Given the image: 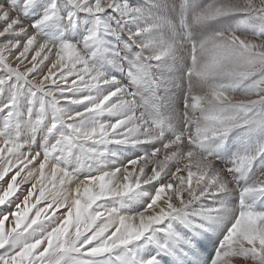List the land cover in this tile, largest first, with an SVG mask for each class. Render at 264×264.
I'll return each instance as SVG.
<instances>
[{"label":"snow or ice","instance_id":"snow-or-ice-1","mask_svg":"<svg viewBox=\"0 0 264 264\" xmlns=\"http://www.w3.org/2000/svg\"><path fill=\"white\" fill-rule=\"evenodd\" d=\"M40 4L41 0H0V96L8 93L6 102L0 105V206L16 200L15 210L0 218V249L33 230L32 226L42 217L51 226L15 252L0 256V264H112L113 254L140 241L153 226L170 217L188 228H201L198 219L214 211L201 202L209 195L228 191L229 186L212 162L194 149L210 138L227 136L235 128L264 124V39L233 32L218 34L199 44L188 35L171 42L157 41L151 34L165 22L146 17L127 0H66L71 11L64 19L70 21L74 13H85L96 18V30L77 42L69 39L57 44L40 39L41 28L53 18L54 0L35 23L25 20ZM108 10L121 18V30L135 25V31L129 30V38L137 42L142 53L156 50L146 60L159 61L177 47L188 46L192 54L189 77L254 78L248 91L240 96L225 91L191 96L186 104L187 131L165 141L156 125L135 113L131 87L145 74L143 69L132 65L129 86L123 87L115 79L105 78L91 62L87 50L99 43L98 33L113 37L120 34L102 25L99 17ZM236 13L249 16L264 28V0H213L195 12V19L210 21ZM100 88L107 89L104 95L92 94ZM68 104L85 108L68 112L64 107ZM34 107L39 118L32 120ZM224 107H230L232 113L225 114ZM48 111L53 118L49 132L58 126L67 130L50 147L32 151L29 145L9 136V129L18 118L36 128ZM196 112L202 114L196 116ZM104 114L117 119L110 123L97 121L89 128L81 126V121ZM111 144L159 146L126 165L84 180L54 166L77 146L90 158L99 160L105 152L97 149ZM252 159L237 157L226 174L241 173ZM172 164L174 168H170ZM157 183L154 196L137 215L122 214L118 208L103 203ZM243 193L264 195V177L244 188ZM10 218L14 226L7 229L5 222ZM170 235L191 246V241L179 233ZM158 249L156 255L148 258L125 254L114 259L116 264H161L162 256L170 254V249L166 243H160ZM237 250L251 254L254 264H264V214L240 211L213 264H234Z\"/></svg>","mask_w":264,"mask_h":264},{"label":"bare ground","instance_id":"bare-ground-1","mask_svg":"<svg viewBox=\"0 0 264 264\" xmlns=\"http://www.w3.org/2000/svg\"><path fill=\"white\" fill-rule=\"evenodd\" d=\"M54 2L56 8L51 13L53 18L40 30L42 41L58 44L61 41L71 39L72 42H77L91 31L96 30L95 17L77 12L73 14L70 21L66 20L64 17L68 16L71 11L66 4V0H54ZM127 2L131 7L140 9L146 17L160 19L165 22L162 28L154 30L151 34L153 39L157 41L163 39L165 42H171L176 37L188 35L191 40L199 44L212 39L218 34L233 32L246 37L257 36L264 39V28H261L249 16L242 13L218 17L220 21L215 25L209 24L210 26H207L203 24L204 26H202L200 25L202 22L196 24L193 22L195 21V12L205 8L202 0H127ZM52 3L53 0H41V4L25 17L26 22L35 23L48 12ZM99 19L103 26L111 31H119L120 34L113 37L98 33L99 43L91 45L87 50L95 61L92 64L97 62V65L93 66L100 70L101 62L112 59V64L103 67L105 68L104 76L108 79H115L123 87L129 86L130 77L128 73L132 65L143 69L145 74L138 83L131 87L135 113L151 124L156 125L165 135V141L174 139L176 135H181L187 131L185 123L189 109L186 104L191 96H206L214 91H225L240 96L248 91L254 79H245L239 76L209 79L189 78L188 72L191 69L190 57L192 61V54L188 46L177 47L170 55L166 56L172 57L174 62L177 61L182 71L187 74L186 77H182L183 83L181 84L179 80L174 81L175 74L174 77H171L169 76L170 72V74H165L159 79L156 74L157 70L149 66L143 57V54L145 56L156 54V50L142 53L137 44H134V41L132 42V39L122 40L124 36L129 38V30L135 31V25H128V30H121L123 22L119 15L111 10L101 14ZM199 27H202L206 32L212 31V36L202 41ZM195 29L197 30L196 33ZM114 39H116V43L113 42ZM186 86H189V88ZM106 91L107 89L100 88L94 90L92 94L102 96ZM79 95H87V93H80ZM7 96V92L4 96H0V105L6 102ZM64 107L68 112H75L82 111L85 105L68 104ZM208 107L209 110H212L211 106ZM20 110L23 112L24 107L22 106ZM222 111L225 114L232 113L230 107H224ZM201 114V112L195 113L196 116ZM36 118H39V113L34 107L31 119ZM52 119L51 112L48 111L43 116L41 125L34 128L29 121L24 120L22 117L18 118L16 124L9 129L8 134L18 142L29 145L32 151H43L55 143L61 135L67 133L63 126H58L55 130L49 132ZM115 119L117 117L114 115L104 114L99 118L81 121V126L89 128L95 126L97 121L110 123ZM191 131L194 133L195 128L192 127ZM157 146L159 145L111 144L97 149L105 152V155L99 160L90 158L77 146L69 154L56 161L54 166L69 171L79 180H84L89 176L100 174L103 170L126 165L129 161L151 152ZM262 149H264V124L244 125L233 129L225 137L210 138L203 141L194 150L198 151L200 156L207 157L212 162L214 170L223 174V178L229 186L228 191L209 195L201 202L205 208L214 209V211L206 217L199 218L197 222L202 227L195 229L188 228L180 220L170 217L160 225L153 226V229L145 234V237L140 241L134 242L127 249L118 250L117 253L113 254L112 264H116L114 257L118 255H135L137 258H148L151 255H156L160 243L168 244L170 249V254L162 256L161 264H213L227 231L240 211L251 210L258 214H264V195L245 196L243 193L244 188L252 186L261 177H264V150ZM239 156H248L254 159L241 173L226 174V170L232 167V161ZM170 168H174V164L170 165ZM157 187L158 183L145 185L124 198H114L103 203L108 207L118 208L122 214L137 215L145 210ZM15 202L14 198L4 206H0V218L15 210ZM29 215L34 218L31 213ZM13 226L14 222L11 218L10 221L5 222L7 229ZM50 226V222L42 217L36 225L32 226L33 230L29 229L28 233H25L19 239L10 240L4 249H0V256L15 252L24 243L31 242L45 233ZM199 232L202 233V236L198 234ZM170 233H179L191 241V246L175 239ZM201 240H203V243ZM14 243H17L16 250H13L12 245ZM104 259H109V257H104ZM236 261H239V264H254L251 254L246 253L244 250H237V254L233 257L234 264H236Z\"/></svg>","mask_w":264,"mask_h":264},{"label":"rangeland","instance_id":"rangeland-1","mask_svg":"<svg viewBox=\"0 0 264 264\" xmlns=\"http://www.w3.org/2000/svg\"><path fill=\"white\" fill-rule=\"evenodd\" d=\"M207 1V2H206ZM202 2H203V4H204V6L206 7L209 3H212V0H202ZM205 2H206V4H205ZM52 20V19H51ZM191 20H192V18H191ZM193 21V20H192ZM220 21V19L219 18H217V19H214V20H210V21H197L196 19H195V21H193V22H195L196 24H199L200 22H202V23H200V25H202V26H204V25H209V24H217V22H219ZM211 22V23H210ZM194 23V24H195ZM204 24V25H203ZM82 25V24H81ZM210 26V25H209ZM205 30L202 28V27H199V34H200V36L202 37L201 38V40L203 41V40H206V39H208V38H210L211 36H212V31H205ZM197 32V30L195 29V33ZM206 34H204V33ZM210 34V35H209ZM210 36V37H209ZM122 40L123 41H126V40H131L130 38H128V37H126V36H124L123 38H122ZM113 42H115L116 43V39H114L113 40ZM132 42H133V40H132ZM134 44H137V42H133ZM89 53V52H88ZM145 54H147V53H145ZM89 55H90V53H89ZM91 56V62L92 63H94L95 61H94V59H93V56L92 55H90ZM143 57L145 58L146 56L143 54ZM167 59V60H166ZM147 61V63L149 64V66H151V67H153L155 70H157L156 71V74H157V77L159 78V79H161L162 78V76L163 75H165V74H170L169 76H171V77H174V74H175V79H174V81H176V80H179L180 81V83L182 84L183 83V76H187V74L186 73H184L183 71H182V69H181V67H180V65L179 64H177L178 62L177 61H175L174 62V59L172 58V57H164L163 59H161V60H159L158 62L157 61H148V60H146ZM174 63H173V62ZM156 62H157V64H156ZM190 62L192 63V61H191V57H190ZM169 63V64H168ZM107 64H112V59H109L107 62H101V66H100V71L102 72L103 71V73H105V68H103V67H106V65ZM164 64V65H163ZM94 66H96L97 65V62H96V64H93ZM169 65V66H168ZM173 65V66H172ZM191 66H192V64H191ZM159 67V68H158ZM169 68V70H167V68ZM179 67V68H178ZM163 70V71H162ZM170 72V73H169ZM179 76V77H178ZM190 78V77H189ZM189 83V82H188ZM190 84V83H189ZM187 88H189V86H186ZM187 95V94H186ZM160 99H161V97H160ZM165 136V135H164ZM46 140L48 141V139L46 138ZM200 150V149H199ZM149 153V152H148ZM198 234H200L201 236H202V233L201 232H199ZM200 235H198L199 237H200ZM201 238V237H200ZM23 240V239H22ZM201 242L203 243V240H201ZM13 250H16L17 248L15 247V246H17V243H14L13 245Z\"/></svg>","mask_w":264,"mask_h":264}]
</instances>
